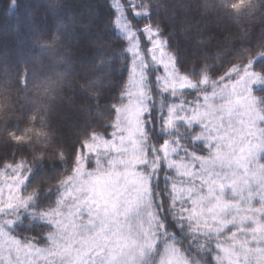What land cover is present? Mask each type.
Returning a JSON list of instances; mask_svg holds the SVG:
<instances>
[{"label":"snow or ice","instance_id":"1","mask_svg":"<svg viewBox=\"0 0 264 264\" xmlns=\"http://www.w3.org/2000/svg\"><path fill=\"white\" fill-rule=\"evenodd\" d=\"M21 7L0 264H264V0Z\"/></svg>","mask_w":264,"mask_h":264},{"label":"trees","instance_id":"2","mask_svg":"<svg viewBox=\"0 0 264 264\" xmlns=\"http://www.w3.org/2000/svg\"><path fill=\"white\" fill-rule=\"evenodd\" d=\"M90 2V0H68V3L73 7V8H79L80 5ZM4 0H0V7H3ZM31 3V0H21V14L24 13V5ZM17 36L14 32V29L10 25L8 20H0V52H3L4 50L12 51L16 46H17ZM112 48H115V44L112 45ZM111 50V49H109ZM76 59L80 58V54L78 53L77 56L75 57ZM120 75H124L125 77V82H127V75L124 73H118V77ZM163 186V184H162Z\"/></svg>","mask_w":264,"mask_h":264}]
</instances>
